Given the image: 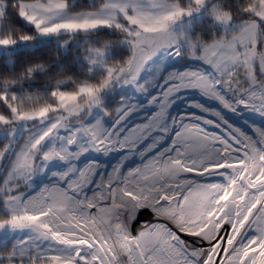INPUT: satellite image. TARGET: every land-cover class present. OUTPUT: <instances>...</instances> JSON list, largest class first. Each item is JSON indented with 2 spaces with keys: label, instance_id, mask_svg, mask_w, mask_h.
<instances>
[{
  "label": "snow or ice",
  "instance_id": "6c2138e0",
  "mask_svg": "<svg viewBox=\"0 0 264 264\" xmlns=\"http://www.w3.org/2000/svg\"><path fill=\"white\" fill-rule=\"evenodd\" d=\"M0 264H264V0H0Z\"/></svg>",
  "mask_w": 264,
  "mask_h": 264
},
{
  "label": "trees",
  "instance_id": "16d2710c",
  "mask_svg": "<svg viewBox=\"0 0 264 264\" xmlns=\"http://www.w3.org/2000/svg\"><path fill=\"white\" fill-rule=\"evenodd\" d=\"M113 107H115V102L113 103Z\"/></svg>",
  "mask_w": 264,
  "mask_h": 264
},
{
  "label": "rangeland",
  "instance_id": "374dc122",
  "mask_svg": "<svg viewBox=\"0 0 264 264\" xmlns=\"http://www.w3.org/2000/svg\"><path fill=\"white\" fill-rule=\"evenodd\" d=\"M230 115V114H229Z\"/></svg>",
  "mask_w": 264,
  "mask_h": 264
}]
</instances>
